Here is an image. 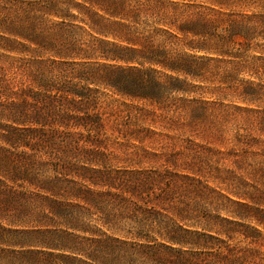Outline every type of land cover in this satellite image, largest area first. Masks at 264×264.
I'll list each match as a JSON object with an SVG mask.
<instances>
[{"label":"trees","instance_id":"16d2710c","mask_svg":"<svg viewBox=\"0 0 264 264\" xmlns=\"http://www.w3.org/2000/svg\"><path fill=\"white\" fill-rule=\"evenodd\" d=\"M0 51V264H264V209L239 203V220L216 216L209 233L160 226L182 248L153 247L129 240L150 238L121 228L133 216L110 199L131 200L69 161L105 131L100 87L160 112L195 93L189 80L264 104V0H0ZM45 147L62 154L52 176L37 160Z\"/></svg>","mask_w":264,"mask_h":264},{"label":"rangeland","instance_id":"374dc122","mask_svg":"<svg viewBox=\"0 0 264 264\" xmlns=\"http://www.w3.org/2000/svg\"><path fill=\"white\" fill-rule=\"evenodd\" d=\"M12 55L26 59L32 56ZM237 79L247 80L249 76ZM189 82L195 86L192 88L195 93L172 96L169 112L97 88V106L103 113L105 131L98 136L92 133L90 136L99 143H81L82 151H73L76 158L69 159L79 166L89 165L97 170L90 173L91 178L110 184L96 190L131 200L126 203L116 197L110 199L127 209L122 215L133 216L132 220H123L121 228L133 234L141 230L150 238L139 241L134 234L128 236L131 241L180 249L182 246L159 237L160 226L177 234H182L180 228L209 233L216 216L239 220L235 215L241 210L239 203L264 209V115L261 114L264 104L244 102L236 96L234 88L229 90L225 85ZM126 104L134 107L128 110ZM119 109L122 111L110 116L113 113L110 110ZM79 131L68 132L77 137ZM80 132L88 137V133ZM134 133H139L142 141L133 139L130 134ZM43 135L38 137L62 138L52 130ZM44 151L49 154L42 152L37 160L45 163L47 175L52 176V169L57 166L53 158L62 159V154L48 147ZM88 158L96 163L85 164ZM127 188H135L138 199L123 192ZM95 212L92 220L101 216ZM86 221L93 228L102 227L97 221L89 223V218Z\"/></svg>","mask_w":264,"mask_h":264}]
</instances>
